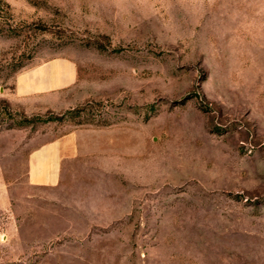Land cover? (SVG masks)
I'll return each mask as SVG.
<instances>
[{"label": "rangeland", "instance_id": "1", "mask_svg": "<svg viewBox=\"0 0 264 264\" xmlns=\"http://www.w3.org/2000/svg\"><path fill=\"white\" fill-rule=\"evenodd\" d=\"M0 264H264V0H0Z\"/></svg>", "mask_w": 264, "mask_h": 264}]
</instances>
